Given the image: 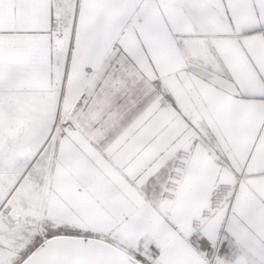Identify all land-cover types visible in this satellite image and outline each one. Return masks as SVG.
Returning a JSON list of instances; mask_svg holds the SVG:
<instances>
[{"label": "snow or ice", "instance_id": "6c2138e0", "mask_svg": "<svg viewBox=\"0 0 264 264\" xmlns=\"http://www.w3.org/2000/svg\"><path fill=\"white\" fill-rule=\"evenodd\" d=\"M0 264H264V0H0Z\"/></svg>", "mask_w": 264, "mask_h": 264}]
</instances>
